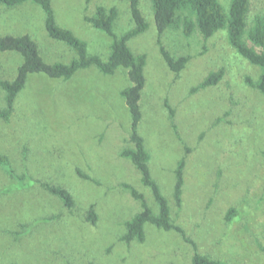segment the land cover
<instances>
[{
  "label": "rangeland",
  "instance_id": "1",
  "mask_svg": "<svg viewBox=\"0 0 264 264\" xmlns=\"http://www.w3.org/2000/svg\"><path fill=\"white\" fill-rule=\"evenodd\" d=\"M220 3L228 12L231 1ZM52 5L57 23L103 58L112 39L87 17L100 6L116 8V34L135 27L128 0H53ZM140 8L149 29L129 42L136 55L147 56L139 133L174 223L201 255L226 264H264V97L247 82L257 80L260 69L230 46L226 29L209 39L198 30L190 37L182 30L160 35L151 0H141ZM261 14L264 0H252L249 25ZM24 35L47 63L74 58L65 44L49 37L39 5L0 6V36ZM162 47L175 58H189L180 73L169 68ZM21 63L17 53H0V78L12 80ZM220 70L224 76L217 85L195 90ZM129 85L125 70L107 76L90 68L68 81L32 76L10 121L0 119V153L17 174L27 176L21 181L0 169V264H192L196 251L177 231L147 224L143 243L122 240L126 222L141 211L126 185L158 211L137 168L120 155L131 146V118L121 96ZM183 159L178 207L175 172ZM35 181L67 189L74 209ZM90 208L96 224L86 220ZM232 208L237 215L228 221Z\"/></svg>",
  "mask_w": 264,
  "mask_h": 264
},
{
  "label": "trees",
  "instance_id": "2",
  "mask_svg": "<svg viewBox=\"0 0 264 264\" xmlns=\"http://www.w3.org/2000/svg\"><path fill=\"white\" fill-rule=\"evenodd\" d=\"M52 1L0 0V6L9 8L26 2L39 5L45 13V28L49 37L65 44L74 53V58L69 63H47L40 55L37 44L30 36H0V53H17L22 57V63L12 80L0 78V91L4 94L5 100V107L0 109V119L6 122L10 121L15 110L16 101L32 76L37 75L54 80L68 81L79 71L90 68H95L107 76L114 75L119 70H125L130 85L121 91V96L125 100L131 118L129 138L131 146L124 148L120 155L129 159L137 168L141 175V182L151 191L158 211H155L148 204L144 194L139 193L133 186L126 185L125 187L132 197L140 203L141 211L126 222V232L122 240L126 243L135 241L143 243L146 239L145 226L151 224L166 232L174 230L182 234L196 251L192 258V264H226L220 260L199 254L196 243L187 238L181 227L175 225L170 203L162 193L157 181L153 178L149 167L151 155L146 148L144 138L139 133L142 121L140 102L146 86L145 67L147 56L145 54L136 55L129 46L132 39L144 34L149 29V23L140 8L141 0H128L135 27L121 35H117L115 32V22L119 17L116 8L107 9L100 6L92 17L86 18L95 29L104 32L112 39L109 54L105 58L90 53L86 41L76 36L73 31L63 28L57 23ZM230 1V9L227 12L220 0H151L155 24L160 35L169 30H182L187 37H190L198 30L205 39H209L218 31L226 29L230 46L242 58L260 69L258 79L254 81L248 78L247 82L264 97V14L254 17L250 26L252 0ZM161 53L169 68L176 73H180L189 61L188 57H173L163 47ZM223 76L224 70L211 73L195 90L215 86L222 80ZM184 166L185 160L183 159L175 172L174 198L178 207L182 205ZM0 169L11 178H17L21 181L26 180L27 176L17 174L9 157L2 153H0ZM83 177L90 179L87 175H83ZM35 183L58 197L69 211L74 209V197L67 189L39 181H35ZM236 215V209H230L227 220L231 221ZM86 220L92 224L97 223V214L93 208H90L87 212Z\"/></svg>",
  "mask_w": 264,
  "mask_h": 264
}]
</instances>
